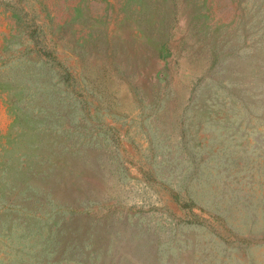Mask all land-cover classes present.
Here are the masks:
<instances>
[{
	"label": "rangeland",
	"instance_id": "1",
	"mask_svg": "<svg viewBox=\"0 0 264 264\" xmlns=\"http://www.w3.org/2000/svg\"><path fill=\"white\" fill-rule=\"evenodd\" d=\"M0 264H264V0H0Z\"/></svg>",
	"mask_w": 264,
	"mask_h": 264
}]
</instances>
